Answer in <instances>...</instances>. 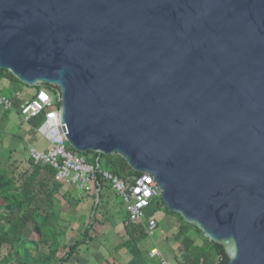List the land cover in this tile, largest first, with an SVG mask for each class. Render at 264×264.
I'll list each match as a JSON object with an SVG mask.
<instances>
[{"label":"water","instance_id":"95a60500","mask_svg":"<svg viewBox=\"0 0 264 264\" xmlns=\"http://www.w3.org/2000/svg\"><path fill=\"white\" fill-rule=\"evenodd\" d=\"M0 70L57 90L68 145L150 175L227 264H264V0H0Z\"/></svg>","mask_w":264,"mask_h":264},{"label":"trees","instance_id":"16d2710c","mask_svg":"<svg viewBox=\"0 0 264 264\" xmlns=\"http://www.w3.org/2000/svg\"><path fill=\"white\" fill-rule=\"evenodd\" d=\"M0 77L13 81L18 86L25 89L28 87L18 82L10 73L0 70ZM48 90L56 96L58 91L50 88H38ZM14 106L19 108L18 101ZM60 107V105H58ZM39 121L28 124L31 127V134H35V128ZM80 155V154H79ZM91 157L87 161L96 166L97 159L101 170L109 172L125 182L137 179L142 174L132 171L126 162L118 156H103L100 154L87 153L80 155ZM56 172L50 167L35 166L30 160V170L21 176V183L16 188L14 176L7 177L6 171L0 167V264H63L72 259L75 253L83 247L89 239V230H85L82 239L75 242L68 248L66 256L60 260L57 255L60 246L57 240L58 233L52 224V214L37 206V197L41 193L49 196L58 194L64 185L55 181ZM102 188L106 182L101 176L97 180ZM166 212L171 216L175 214ZM178 218V234L182 238L180 254L185 255L184 261L177 259L178 264H227L228 259L220 246L209 243L193 226L185 224ZM126 234L129 241L124 245L131 250L133 256L140 254L136 245L147 239L144 229L140 226L128 225ZM193 233L201 241V245H196L195 241L189 237ZM32 237H36L34 240ZM135 246L133 249L131 248ZM4 253V254H3Z\"/></svg>","mask_w":264,"mask_h":264},{"label":"built area","instance_id":"2783aa9c","mask_svg":"<svg viewBox=\"0 0 264 264\" xmlns=\"http://www.w3.org/2000/svg\"><path fill=\"white\" fill-rule=\"evenodd\" d=\"M58 105H60L59 94L54 96L45 90H40L20 107V118L24 124L39 121L35 133L48 147L47 150L30 148L28 153L30 160L35 166L50 167L55 170L57 183L75 186L81 190L93 185L100 193L103 188L97 180L98 176H101L106 186L126 205L128 225L142 227L147 239L152 240L158 224L149 212L155 203L161 202V193L153 178L148 174H142L137 179L125 182L101 170L98 159L96 166L90 164L68 145L63 136ZM13 106L11 99L0 95V109L8 111L12 110ZM149 258L157 260L158 264H177L165 260L157 248L150 250Z\"/></svg>","mask_w":264,"mask_h":264},{"label":"crops","instance_id":"0c3cea01","mask_svg":"<svg viewBox=\"0 0 264 264\" xmlns=\"http://www.w3.org/2000/svg\"><path fill=\"white\" fill-rule=\"evenodd\" d=\"M24 89L25 88L18 86L13 81L0 77V95L11 99L13 103L19 101L21 92L24 91ZM35 94L36 92H34L33 97ZM20 107L17 108L13 106V109L8 111L0 109V117L3 120V129H1L2 132L0 133V162L5 161V158L8 160L9 157L16 159L15 156H23L24 159V153L28 155L29 149L33 147L35 140L39 138L35 132L34 135L31 134V127L28 124L22 122L20 118ZM39 141L42 142L40 143L41 145L45 144L40 138ZM96 192H98V189L93 185L87 186L84 190L75 186L64 185L62 190L56 195L58 207H56L57 209L53 210L51 214L52 224L57 229L59 246L66 237L72 238L70 235L73 234L74 228H83V230L80 231V235L75 238L71 245L81 240L85 230H89V239L86 241L85 245L74 254L71 260L63 264H158L157 260H151L149 258V252L152 248L159 249L155 246L153 241L146 239L137 244L136 249L140 252L138 256H133L131 250L124 247L129 241L126 234V219L128 217L127 207L113 191L112 192L119 200L118 203L121 202L125 207L121 209L119 206L120 204H117L116 212L117 215L120 214L117 222L113 219L109 220L106 218L103 221L93 220V222H89L86 220V218L89 219L88 215H75V209L72 208V206H75L69 201H72V199H74L73 197L81 196L84 201L89 202L92 200V195ZM101 192L99 194H101ZM60 199L64 202H60ZM65 201H67V203H65ZM89 203H86L83 207H87ZM80 206L82 205L80 204ZM92 219H94V217H92ZM134 247L135 246L132 245L131 248L133 249ZM161 253L163 252L161 251ZM164 254L163 256L165 258ZM64 257L60 256L59 250L57 259L60 260ZM165 259L172 262L167 258Z\"/></svg>","mask_w":264,"mask_h":264},{"label":"rangeland","instance_id":"374dc122","mask_svg":"<svg viewBox=\"0 0 264 264\" xmlns=\"http://www.w3.org/2000/svg\"><path fill=\"white\" fill-rule=\"evenodd\" d=\"M44 90L51 94L50 91L46 89ZM37 91L38 88H29L26 90L24 89V91L21 92V97L18 101V103L20 104L19 107L26 101L30 100L33 97L34 92ZM2 122L3 120L0 117V133L2 132L1 129H3ZM36 140L33 144V147L38 148L40 150L48 149L46 144L43 145L40 144L42 142L39 141V138L37 141ZM15 158L16 159H12L9 157L8 160L7 158H5V161L0 162V167L6 171L7 177H10L11 175L14 176L16 180L15 186L16 188H18L21 183V176L30 170V158L28 157L27 153L26 155L24 153V159L23 156L22 157L15 156ZM90 158L91 157H87L86 159L90 160ZM56 195L49 196L47 193L39 194L37 197V206H40L44 210H47L51 213L53 210L57 209L56 207H58L57 204L58 201L56 200ZM73 198L74 199H72V201L69 202H72V204H74L75 206V207L72 206V208L75 209V215L77 216L78 214L88 215L89 219L86 218V220H88L89 222H93V220L103 221L105 218L109 220L113 219L117 222L120 216V214L117 215L116 212L117 204H120L119 206L121 209L125 208L121 202L118 203L119 200L117 196L112 192V190L108 186H105L103 188L101 194H99L98 192L94 193L92 195V200L89 201L90 203L88 201H84L81 198V196L73 197ZM60 202H64V201H61L60 199ZM65 203H67V201H65ZM86 203H89L87 207H83V205H85ZM80 204L82 206H80ZM149 213L151 214V217L158 224V229L155 232L154 238L150 241L154 242L155 246L158 247L163 252L162 254L165 253L164 254L165 258L171 260L174 263H177L176 261L177 259L184 261L185 255L179 253V250L181 248L182 238L178 234L177 216H171L170 214H168L166 212L163 203L160 201L154 204L153 208L151 209V212ZM92 217H94V219H92ZM81 230H83V228L80 229L74 228L73 234L70 235L72 236V238L66 237L65 240L62 241V244L60 245V256L64 257V255L68 252V247L74 242L75 238L78 235H80L79 233ZM189 237L195 241L196 245L202 244V241L193 233H190ZM32 238L34 240H37L36 237H32Z\"/></svg>","mask_w":264,"mask_h":264}]
</instances>
